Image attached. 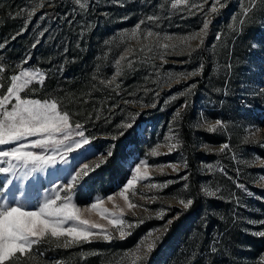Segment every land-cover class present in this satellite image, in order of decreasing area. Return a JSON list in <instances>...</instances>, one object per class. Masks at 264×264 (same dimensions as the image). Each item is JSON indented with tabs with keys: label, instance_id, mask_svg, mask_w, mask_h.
<instances>
[{
	"label": "rangeland",
	"instance_id": "1",
	"mask_svg": "<svg viewBox=\"0 0 264 264\" xmlns=\"http://www.w3.org/2000/svg\"><path fill=\"white\" fill-rule=\"evenodd\" d=\"M38 2L0 0V43L5 45L0 49V65L5 68L2 76L39 69L45 73L44 84L29 85L22 97L59 101L60 110L68 111L73 123L84 125L100 154L115 144L112 157L90 174L87 187L75 190L73 199L83 211L97 198H105L101 209L83 211L82 218L104 225L113 238H92L68 248L57 247L55 241L35 245L28 264H121L122 259L123 264H144L124 254L137 247L146 250L139 243L146 236L145 244L155 243L146 264H264V237L255 235L264 231V44L260 43L264 40V3L256 0L255 9L237 32L234 27H239L242 0H220L218 4L196 0L202 10L191 9L194 14L189 10L193 0L175 9L169 0H87L84 10L76 0H51L50 4L43 0V6L36 7ZM250 4L251 0H243L244 7ZM212 7L217 10L212 12ZM33 9L28 20L27 12ZM150 16L159 19L153 22L148 20ZM205 21L209 27L204 43L199 39L185 42L202 30ZM138 24L137 35L132 37ZM148 31L172 36L171 41L160 42L175 47L169 48L163 61L148 59L153 53L130 56L134 61L131 68L127 60L121 61V75L115 81L119 88L101 84L112 78L116 61L128 48L138 52L151 43L156 51V40L146 36ZM218 33L220 40L216 39ZM26 57L28 62L22 63ZM201 64L203 70L196 76L179 78ZM193 84L196 86L189 90ZM33 87L38 90L31 92ZM133 118L146 131L135 134L139 141L136 156L121 166L126 139L119 136L116 125ZM217 119L226 127L217 126L212 132L202 126L205 120L215 123ZM185 125L190 131L188 142L183 139ZM167 136L176 139L166 141ZM173 143L177 147L169 153ZM224 143L229 149L220 152ZM158 144L159 154L149 155ZM87 156L79 154L75 162L70 156L69 165L43 173L39 201L50 194L54 184L67 179L75 164L92 167L101 158L99 154L91 159ZM139 161H146L149 176L128 189L129 201L138 205L129 208L116 193ZM143 171L142 167L140 175ZM185 175L187 180L181 179ZM205 188L218 190L217 196L207 195ZM109 194H116L113 201L106 199ZM195 197L198 204L194 209L173 227L167 224L165 230V222L185 209L180 200L186 203ZM36 202L31 199L30 206ZM103 208L109 209L107 218L99 214ZM161 211L163 219L158 217ZM112 218L126 223L111 225ZM146 221L150 223L142 228ZM73 224L78 222L69 221L65 227ZM121 229L125 236L137 231L132 243L118 242ZM65 240L70 238L58 243Z\"/></svg>",
	"mask_w": 264,
	"mask_h": 264
},
{
	"label": "snow or ice",
	"instance_id": "2",
	"mask_svg": "<svg viewBox=\"0 0 264 264\" xmlns=\"http://www.w3.org/2000/svg\"><path fill=\"white\" fill-rule=\"evenodd\" d=\"M171 3V7L175 9L178 4H187L188 0H175V3ZM218 4L220 0H215ZM51 0H49V4ZM264 3V0H261ZM76 4L79 5L81 10L86 9L87 0L82 3L81 0H76ZM43 0H39L36 7H42ZM256 0H251V4L247 7L243 6L238 21L239 27H234V31H239L240 27L245 24L246 18L255 9ZM191 9L197 11L202 10V4L193 0V3L189 5L190 14ZM217 9L212 7L211 11L215 12ZM35 9L27 12L28 20L34 15ZM20 13H17L19 15ZM159 17L150 16L148 20L156 22ZM143 23V21H141ZM140 25L136 26L130 35L135 37ZM209 25L205 21L203 28L200 32L193 33L191 36L185 38V42L189 40L199 39L200 44L204 43L203 36L206 35V31ZM23 29L21 30L22 34ZM43 35V33H41ZM146 36L149 38L154 37L156 40V51H154L151 43L141 47L138 52H135L132 48H128L124 54L120 57V60L116 61V71L110 80L101 81V84L111 87L115 84L116 88H119V84H116V78L121 75V61L127 60V66L132 67L134 61L128 59L130 56H143L145 53H153L148 59L159 58L164 60L165 55L168 54L170 45L168 43H161L162 40L171 41L172 36L161 37L159 33H153L148 31ZM217 40L221 39V34H217ZM36 43H39L37 41ZM264 44V40L260 41ZM35 46V45H34ZM5 45L0 43V49H3ZM190 47V45H189ZM199 47V45H198ZM163 49L164 51H159ZM190 54V52H189ZM28 57L24 59L22 63H27ZM204 65H199L197 70L189 73L179 74V78L187 79L189 76H196L198 72H202ZM230 68L231 65H228ZM5 72L3 65H0V264H28L32 258L33 247L42 243L57 242V247L68 248L72 244H80L90 242L92 238H102L110 241L113 236L110 232H107L104 225L91 222L89 219L82 218L83 211H93L101 209L105 198H97L88 209L77 207L73 203L75 190L79 187L81 190L88 186L91 181V173L101 165L107 162V159L112 157L115 144L113 143L108 150L100 154L99 149L95 148L91 144L90 137L85 134V127L80 122H72L71 116L68 111L60 110L59 101L56 99H35L29 96L22 97L21 93L28 88L29 85L36 83L40 86L44 84L45 73L39 69H21L19 72L3 77ZM172 79L171 74L169 80ZM196 85H190L189 90ZM38 89L33 87L31 92H36ZM181 95L186 93L182 92ZM156 95H159L157 92ZM172 99H176L173 96ZM125 103H132V101H125ZM153 106H155L153 104ZM182 105L181 107H186ZM180 112H176V116L179 117ZM202 126H206L209 131H216L217 126L226 127L225 123L217 119L215 123H211L207 120L203 122ZM120 130L119 136H123L126 139L124 144V155L121 156L120 163L123 166L124 163L129 161L130 157H135L137 153V147L139 141L136 140L135 134H142L146 129H141L140 125L135 122V118L128 122H121L116 125ZM172 129H170V132ZM113 141L116 137L113 136ZM175 140V136H167L165 140ZM178 143V141H177ZM177 143L170 144L169 153L177 147ZM7 146V147H3ZM87 146V147H86ZM160 147L158 144L156 148L152 149L149 155H158L157 149ZM225 149H229V144L224 143L220 152ZM88 153L86 159L100 155V160L92 167L88 163H84L82 167L80 164H75L72 167V172L69 173L67 179L63 183L54 184L50 194L44 198L42 202L39 201L40 185L43 181V173L48 172L51 169H58L61 166L69 165V157L72 156V160L75 162V157L79 154ZM75 154V155H73ZM74 164V163H73ZM173 170H176V165H171ZM144 168L143 174L141 169ZM133 172L130 174L131 178L126 180L122 185V190H118L116 194L124 198V201L128 204L129 208H135V205L129 201L128 195H126L129 188L133 187L138 179L144 180L149 176L148 169L146 167V161H139L132 165ZM211 170V166H208ZM79 169V170H77ZM162 170V169H161ZM221 171H223L221 169ZM88 178L87 180L85 178ZM181 179L187 180V175ZM264 179V177H261ZM83 181V183H81ZM168 183H171L169 181ZM167 184L160 187H166ZM238 187L247 192V189L242 184H237ZM149 187H155L150 185ZM187 188V184H185ZM205 193L209 196L216 197L218 190L213 191L208 188L204 189ZM33 193L36 196L33 197ZM63 193V195H61ZM109 194L106 199L108 201L114 200V195ZM36 199V204L30 206L31 199ZM144 198L143 196L141 197ZM149 199H155L151 197ZM60 202V203H58ZM180 203L184 208H188L192 204V200L189 199L186 203L184 200H180ZM118 207V206H117ZM123 212V209H120ZM109 209L103 208L99 214L102 218H107L106 213ZM164 212L161 211L158 214L160 219H163ZM69 221H77L78 224L65 227ZM111 225H125V221L119 218L109 219ZM172 221L169 219L165 222V230L167 224ZM264 223V222H261ZM132 225H128L131 227ZM94 229H100L99 232L93 231ZM159 231V230H155ZM125 231L119 230V238H124ZM255 235L264 237V231L256 232ZM151 236V233L148 234ZM68 237L70 240H65L62 244L58 243L61 238ZM146 236L139 243L143 245L146 250H142L141 247H137L130 253H125L124 257L132 256L134 261H143L146 264L148 254L155 247L154 242L145 244ZM216 249L213 248L214 252ZM37 254L42 253L37 249ZM123 264V259L121 261Z\"/></svg>",
	"mask_w": 264,
	"mask_h": 264
},
{
	"label": "trees",
	"instance_id": "3",
	"mask_svg": "<svg viewBox=\"0 0 264 264\" xmlns=\"http://www.w3.org/2000/svg\"><path fill=\"white\" fill-rule=\"evenodd\" d=\"M3 11V9H2ZM1 11V12H2ZM190 138V131L188 130V127L185 125V130H183V139L188 142ZM198 204V198L195 197L193 200H192V204L189 205L188 208H185L178 216H176L173 221L171 222V227L174 226V224H176V222L180 221V219L186 214L187 211L189 210H192L194 209V207ZM150 222L149 221H146L145 223L142 224V228L146 227ZM136 233L137 231L135 232H132L131 234H128L127 236H125L124 238H119L118 239V242L122 245H127V244H130L132 243V241H134L135 237H136Z\"/></svg>",
	"mask_w": 264,
	"mask_h": 264
}]
</instances>
